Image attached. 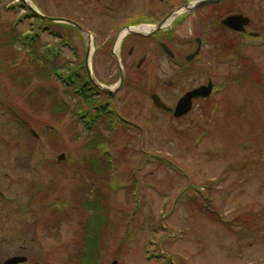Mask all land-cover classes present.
Instances as JSON below:
<instances>
[{
  "label": "rangeland",
  "instance_id": "374dc122",
  "mask_svg": "<svg viewBox=\"0 0 264 264\" xmlns=\"http://www.w3.org/2000/svg\"><path fill=\"white\" fill-rule=\"evenodd\" d=\"M20 1L0 0V184L25 203L36 197L22 232L27 243L35 237L37 248L24 253L40 254L46 264H81L89 218L101 204L108 226L95 264H264V0L216 5L217 27L196 63L198 73L183 77L156 52L151 66L137 72L134 63L145 52H119L126 82L108 95L79 68L78 83L88 79L87 90L97 92L94 104L119 117L99 115L75 83L50 75L45 59L5 35L39 31L40 44L58 53L61 72L74 74L72 68L88 60L92 78L112 89L120 66L101 45L115 35L116 22L78 17L92 34L88 55L87 39L70 25L26 18L29 10L73 17L71 0H25L26 7ZM232 14L249 18L247 32L259 36L240 40L225 31L219 21ZM206 15H194L178 36L200 35ZM209 80L211 97L181 119L151 98L157 94L172 111L185 92ZM90 117L96 118L92 128L85 123ZM52 200L61 213L50 232L43 220ZM39 217L44 223L35 233L28 225Z\"/></svg>",
  "mask_w": 264,
  "mask_h": 264
},
{
  "label": "flooded vegetation",
  "instance_id": "af4514ba",
  "mask_svg": "<svg viewBox=\"0 0 264 264\" xmlns=\"http://www.w3.org/2000/svg\"><path fill=\"white\" fill-rule=\"evenodd\" d=\"M192 1L193 0H71L69 3L74 9V16L77 12V17L73 15V17H40L32 10H29L28 15L30 16H28L27 19L32 18L38 23L71 25L70 23L62 21L69 20L75 25H80L82 21L79 19H84V17L95 16L97 18H107L116 22L118 27L115 35L112 38L108 37L101 47H105L108 52H127L129 56H133L137 52H145V54L140 56L134 63L137 72L144 71V68H148L149 65L151 66L154 62V55L152 54L156 52V57L158 59L164 58L170 61L174 64L175 69L185 77L187 73L191 74L195 71V73H198L196 63L205 52L204 50L208 42L211 43L207 38L215 34V29L217 27V20L215 18V7L217 6L215 4H210L197 8L194 11L186 10L187 6H189ZM20 4L21 7L27 6L25 0H21ZM202 10L208 14L205 16V21H208V23L205 22L206 25L202 33L200 35L195 34L191 38L178 36L179 30L185 26V23L190 24L192 17ZM125 12H129L130 15L128 17H122L124 16L123 14H126ZM50 19H53V21ZM248 26L245 27L246 30L243 33L224 27L223 29L241 40L249 35H254V32H247ZM129 27H133L134 32L127 33L118 43L120 34ZM241 45H243V43ZM88 51L87 49V52ZM112 56L114 57L113 53ZM192 76L194 75H191V77ZM210 81L211 80H209L207 84ZM124 82H126L125 79ZM204 85L192 87L190 91ZM186 93L187 92L184 94ZM153 95L157 94H152V96ZM206 99L201 98L194 100L191 112L194 110L195 102ZM157 107L168 114H172V111L168 109L165 104ZM191 112L189 114H191ZM5 188L4 185L0 184V264H46L44 261H40V254L37 256L39 257L37 260L28 253H24L26 247L34 248L37 243L35 237L30 243H27L25 241L27 238L22 232L25 229L26 214H29L28 216L31 217L34 215L31 206L33 204L32 201H34L36 197L31 196L29 202L25 203L21 195L11 196ZM57 205L58 200H52L48 204L49 211H44L45 216L43 221L45 225L49 226L50 232L56 229V216L58 213H61L58 208H56ZM44 222H41L39 217L36 222L37 224L30 223L28 227H32L36 233L37 228ZM35 248H37V246H35Z\"/></svg>",
  "mask_w": 264,
  "mask_h": 264
},
{
  "label": "trees",
  "instance_id": "16d2710c",
  "mask_svg": "<svg viewBox=\"0 0 264 264\" xmlns=\"http://www.w3.org/2000/svg\"><path fill=\"white\" fill-rule=\"evenodd\" d=\"M16 32H17L16 30L11 29V33L5 32V35L8 37V39L11 40L12 43H16V44L19 43L23 47H25L27 49H31L29 52L33 58L45 59V61L47 62L45 64H49L52 66L51 72L49 73L50 75L53 76V74H54L53 72L55 70L60 71L61 69H63V67L58 66V62L56 60L58 58V56L56 57V59H55V57H51V52L44 49V47H46V44H40V38H38V36L37 37L32 36L33 38L29 40V39L24 38L22 36V32L17 33V34H16ZM72 69L75 70V72L73 71L74 72L73 77L75 80L74 86L76 88H80V90L82 91L81 94H83L87 98L86 99L88 101V102L86 101L87 106L92 107L93 105H95L94 104L95 100L93 99L94 95H91L92 92H89V90H87L86 86L90 85L88 82V79H86L84 81L85 84H82V83L79 84L78 82L81 81L80 79L82 76V75L81 76L79 75V70H78L79 66H76L75 68L73 67ZM76 70H78V71H76ZM76 75L78 78L76 77ZM13 77L16 78V76H13ZM85 88H86V90H85ZM66 111H67V109H66ZM102 158L105 161L107 170L108 169L112 170L114 168V166H113L112 162H109L111 160L109 153H103ZM90 159L93 161V163H97V162H95V159H93V158H90ZM101 161H99L100 164H102ZM100 164H99V166L101 167ZM100 167L98 170L103 172L101 170L102 167L101 168ZM88 205L90 207H93L91 203ZM96 207H97V205H96ZM100 207H101V204L99 205V209L96 211V213L93 214V216H91L89 218V219H91L92 224L89 227L88 232H87L88 237L85 239L84 251L82 252L81 261H80L81 264H95V262L97 261V256L99 258V256L104 253V251H103L104 249L102 248L103 244L101 241L103 239H101V238H102V232L104 233L105 229L108 226V222L106 221V217L103 215V213H101L102 208H100ZM233 223H234V226L236 225V227L239 224L235 220L233 221ZM226 224H231V222L226 223Z\"/></svg>",
  "mask_w": 264,
  "mask_h": 264
},
{
  "label": "water",
  "instance_id": "95a60500",
  "mask_svg": "<svg viewBox=\"0 0 264 264\" xmlns=\"http://www.w3.org/2000/svg\"><path fill=\"white\" fill-rule=\"evenodd\" d=\"M220 1H222V0H196L194 4L192 3L190 6H187V8H188V10H194L196 8L203 7V6L207 5V4L217 3V2H220ZM37 14L40 17L43 16V15H41L39 13H37ZM50 20L53 21V19H50ZM62 21L70 23L71 25L75 26L78 30H80L87 37L88 50H89L88 51V55H89L90 50H91V39H90L89 32L85 31L81 26L71 23V21H69V20H62ZM248 23H249V18H247L243 14H232V15H229L226 18L221 20V24L223 26L231 28V29H233L235 31H239V32H244L245 31V27H246V25ZM129 32H132V31L130 30ZM113 54H114L115 58L117 59V61L119 62L121 77H120L119 84L115 88H112V89L101 85L100 83H98L97 81H95L92 78L91 70L89 69V66H88L89 61L87 60V70H88V73H89V76L91 78L92 83L95 84L100 90L104 91L105 93H107L109 95H113L115 92H117L120 89V87H121V85H122V83L124 81V71L121 68L119 57L116 54V52H113ZM213 86H214L213 82L210 81L207 85L195 88V89L187 92L177 102V104H176V106H175V108L173 110L174 117L175 118H180L182 116L187 115L192 110L193 100L194 99H198V98H207V97H209L212 94ZM152 99H153L154 103L157 106L163 105V103H161V100H160L159 96L153 95ZM61 158L62 157H60V159ZM112 264H117V262H113Z\"/></svg>",
  "mask_w": 264,
  "mask_h": 264
},
{
  "label": "bare ground",
  "instance_id": "6f19581e",
  "mask_svg": "<svg viewBox=\"0 0 264 264\" xmlns=\"http://www.w3.org/2000/svg\"><path fill=\"white\" fill-rule=\"evenodd\" d=\"M119 43V42H118ZM117 53H119V52H117Z\"/></svg>",
  "mask_w": 264,
  "mask_h": 264
}]
</instances>
